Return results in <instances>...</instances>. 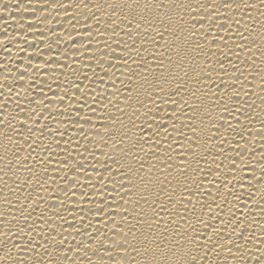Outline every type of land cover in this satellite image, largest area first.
<instances>
[{
	"label": "snow or ice",
	"instance_id": "1",
	"mask_svg": "<svg viewBox=\"0 0 264 264\" xmlns=\"http://www.w3.org/2000/svg\"><path fill=\"white\" fill-rule=\"evenodd\" d=\"M44 2L0 40V264H264V0Z\"/></svg>",
	"mask_w": 264,
	"mask_h": 264
},
{
	"label": "bare ground",
	"instance_id": "2",
	"mask_svg": "<svg viewBox=\"0 0 264 264\" xmlns=\"http://www.w3.org/2000/svg\"><path fill=\"white\" fill-rule=\"evenodd\" d=\"M60 3H65L66 0H59ZM87 2V0H86ZM8 6V7H7ZM5 7H7L5 9ZM61 9H52L49 4H46L44 0H32L29 4L28 0H0V40L7 41L11 37L20 39L21 36L27 35L28 39L32 42L33 48L29 49L33 55H35L37 48L44 50L47 48L49 38L52 36V31H59L60 24L56 23L57 20L64 24L67 28L68 25L61 19L64 15ZM71 12L75 13L77 10L73 7L70 9ZM60 12V13H59ZM59 13V14H58ZM109 18L111 11L108 12ZM44 19H48L45 21ZM67 19V18H65ZM24 24V30L21 32L20 24ZM33 24V28H28V24ZM43 32V36H39V33ZM17 33L20 35L17 36ZM36 33V35H33ZM19 40H12L10 43H5L4 47L12 49V56L16 55V43ZM23 47V45H21ZM27 47V45H25ZM55 48V45H53ZM63 45H61V51ZM6 54L2 48H0V58L6 57ZM21 55H23L21 53ZM26 55V54H25ZM4 61L0 60V63ZM37 61L34 60L33 63Z\"/></svg>",
	"mask_w": 264,
	"mask_h": 264
}]
</instances>
